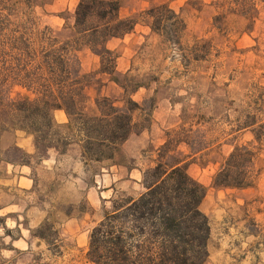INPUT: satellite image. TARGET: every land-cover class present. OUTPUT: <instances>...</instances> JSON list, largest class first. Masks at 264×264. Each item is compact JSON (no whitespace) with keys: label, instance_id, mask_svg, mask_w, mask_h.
<instances>
[{"label":"rangeland","instance_id":"obj_1","mask_svg":"<svg viewBox=\"0 0 264 264\" xmlns=\"http://www.w3.org/2000/svg\"><path fill=\"white\" fill-rule=\"evenodd\" d=\"M117 1L124 19L165 4L186 25L181 47L153 33L145 19L131 34L106 45L118 57L116 76L130 86L127 94L100 73L97 54L87 48L78 54L87 78L88 113L95 112L99 98H109L120 108L130 97L138 104L154 100L152 124L133 133L113 161L86 166L81 157L82 163L61 162L53 171L41 164L37 153L23 158L12 146L24 132H0L8 146L4 158L29 163L34 179L31 191L0 186V207L9 206L0 213L3 264H88L90 232L110 209V200L121 193L133 198L142 194L143 174L154 167L156 150L169 133L181 129L192 130L188 136L198 144L194 148L201 143L209 147L196 155L185 144L177 151L188 174L206 190L201 206L211 227L206 264H264V147L255 144L251 130L236 132L249 113L264 111V0ZM38 2L43 26L69 36L65 27L73 24L80 0ZM216 17L223 19L215 25ZM186 56L201 60L188 62ZM26 95L20 88L12 91L13 99ZM257 99L262 107L253 104ZM134 119L140 122V113ZM243 145L257 148L253 186L215 187V174L234 148ZM47 220L60 233L59 254L32 237Z\"/></svg>","mask_w":264,"mask_h":264},{"label":"trees","instance_id":"obj_2","mask_svg":"<svg viewBox=\"0 0 264 264\" xmlns=\"http://www.w3.org/2000/svg\"><path fill=\"white\" fill-rule=\"evenodd\" d=\"M38 8V0H0V132L20 131L33 137L40 160L52 149L65 155L70 145L78 144L86 166L113 161L133 133L150 128L156 104L154 100L138 104L130 97L120 108L109 98H99L95 112L88 113L87 78L81 72L79 52L87 48L97 54L100 73L111 77L127 94L130 86H123L117 78L118 57L106 48L107 43L125 38L145 19L153 33L173 47H181L186 25L165 4L151 7L137 18L124 19L117 0H80L73 24L65 27L69 36L63 38L50 26H43ZM222 19L216 17L215 25ZM193 57L186 56L187 61L201 60ZM15 88L27 95L13 99ZM260 101L253 104L262 107ZM57 111L66 114V125L55 121ZM137 113L141 117L138 123L134 119ZM263 115L261 110L249 113L236 131L251 130L259 147H264ZM191 133L181 129L166 136L155 152L154 167L143 174L142 194L133 198L121 193L110 200V209L90 232L88 264L207 263L211 227L201 210L206 190L177 157L183 144L193 155L209 148L202 143L199 149L194 148L198 144L190 140ZM4 155L0 149V163H12ZM257 161L255 146L235 147L213 184L239 190L252 187ZM20 165L31 167L27 162ZM6 234L10 236L8 231ZM32 237L60 253V233L48 220Z\"/></svg>","mask_w":264,"mask_h":264},{"label":"crops","instance_id":"obj_3","mask_svg":"<svg viewBox=\"0 0 264 264\" xmlns=\"http://www.w3.org/2000/svg\"><path fill=\"white\" fill-rule=\"evenodd\" d=\"M108 45V43H107ZM54 117L59 125H66L68 123L67 116L62 111L54 113ZM23 133L12 146L20 149L26 155H33L36 153V148L33 145L31 137ZM5 136L0 137V149L5 152L8 146L5 145ZM55 150V149H52ZM52 150L48 152V157H45L41 164L47 167L48 170H54L61 162L73 160L74 162H81L82 152L78 144H72L67 149L65 155H61L58 151L56 154H51ZM51 155V156H50ZM53 155V156H52ZM5 177V181L0 180L1 187H15L26 191H31L34 187V179L32 178V168L20 165L16 162H2L0 163V176ZM1 199V196H0ZM9 206H1L0 213L6 210Z\"/></svg>","mask_w":264,"mask_h":264}]
</instances>
